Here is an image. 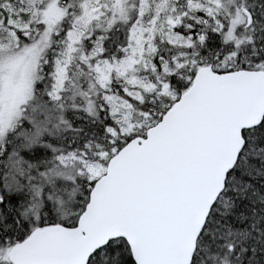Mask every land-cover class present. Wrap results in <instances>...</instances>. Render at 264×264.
Listing matches in <instances>:
<instances>
[{
  "label": "snow or ice",
  "instance_id": "obj_1",
  "mask_svg": "<svg viewBox=\"0 0 264 264\" xmlns=\"http://www.w3.org/2000/svg\"><path fill=\"white\" fill-rule=\"evenodd\" d=\"M0 264H264V0H0Z\"/></svg>",
  "mask_w": 264,
  "mask_h": 264
}]
</instances>
